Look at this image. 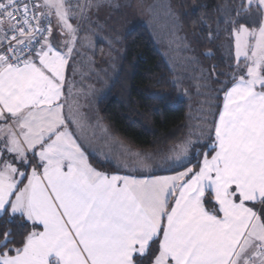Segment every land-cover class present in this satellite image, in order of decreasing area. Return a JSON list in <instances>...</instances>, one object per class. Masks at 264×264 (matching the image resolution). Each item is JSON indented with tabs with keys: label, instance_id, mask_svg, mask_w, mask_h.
Listing matches in <instances>:
<instances>
[{
	"label": "snow or ice",
	"instance_id": "6c2138e0",
	"mask_svg": "<svg viewBox=\"0 0 264 264\" xmlns=\"http://www.w3.org/2000/svg\"><path fill=\"white\" fill-rule=\"evenodd\" d=\"M214 12L207 39L223 24L235 67L199 123L147 151L121 143L95 166L68 79L92 34L69 0H0V264H264V0Z\"/></svg>",
	"mask_w": 264,
	"mask_h": 264
},
{
	"label": "trees",
	"instance_id": "16d2710c",
	"mask_svg": "<svg viewBox=\"0 0 264 264\" xmlns=\"http://www.w3.org/2000/svg\"><path fill=\"white\" fill-rule=\"evenodd\" d=\"M134 1L97 0L95 4L101 5L98 8L101 13L96 14L97 10H94L93 14L89 15L92 18L84 19L80 35L91 32L102 35L103 41L98 43L96 56L98 61L105 47L110 44H115L120 49L114 53L119 63L113 71L102 75L105 78L103 83L98 82L102 90L94 99V108L96 106L94 111L99 114L102 123L119 142L134 150L147 151L153 146L170 145L184 134L190 104L183 93L189 85L173 87L177 75L171 55L151 28L130 19L131 7L123 6L127 2L133 4ZM167 2V6L180 17L182 41L188 44L191 52L203 62L210 76L214 75L215 66V75L219 74L216 75V80L223 81L224 73L230 71L233 61L230 39L223 31V24L220 26L219 39L211 43L207 39V25H210L213 31L216 30L214 9L223 3V0H167ZM231 2L232 0H229V3ZM109 4L113 6L110 7ZM117 4L121 6L115 7ZM154 5L155 12L160 11L162 14L163 9H159L156 3ZM202 18H205L203 28ZM52 19L55 27V17ZM56 40H59L58 33ZM209 51L212 53L211 56H206L205 53ZM71 70L70 68L68 72L70 81ZM150 93L163 94L167 99L158 103L149 99ZM178 95L179 101L173 103ZM219 100H222V93ZM200 147L203 149L202 145ZM90 157L94 165L99 166L96 165L98 160ZM114 168L113 164H103L102 170L111 172Z\"/></svg>",
	"mask_w": 264,
	"mask_h": 264
},
{
	"label": "rangeland",
	"instance_id": "374dc122",
	"mask_svg": "<svg viewBox=\"0 0 264 264\" xmlns=\"http://www.w3.org/2000/svg\"><path fill=\"white\" fill-rule=\"evenodd\" d=\"M96 1L97 0H91L93 5H95ZM69 2L72 4L77 17H79H74L71 22L74 25L79 23L81 27L85 17L79 16V8L77 5L84 4L87 6L89 0H69ZM155 3L159 6V9H163L162 14L160 11L155 12ZM167 4V0H135L132 4L133 7L130 8L129 16L131 20L136 21L135 23L144 24L151 28L160 40L162 46L171 55L177 75L176 80L181 86L189 85V87L186 88L188 95H185L190 104L186 125L191 121L193 126H195L199 123L201 117L202 102H205L207 96H216L215 90L219 88V85L213 82L217 78L216 75L210 76L203 62H200L195 54L191 52L188 44L182 41L183 33L180 31V24L175 22L172 15L168 16L169 6H167ZM94 10H97L95 12L96 14L101 13V10L97 7L94 8L93 6L90 9L86 8V18H92L89 15H92ZM91 34L95 46L81 49L82 55H76L74 57L75 63L73 67H75L76 71L73 72L71 70L70 77L73 83V98L80 106L79 110L87 127L88 122L85 120L84 113L94 110V104H92V102L100 95L99 91L102 90V86L98 85V82L100 81L99 83H103L105 78L102 75L108 73L110 70L113 71L115 66L119 63L114 53L120 50L117 45L110 44L108 47H105L104 53L100 61H98L96 58L98 43L103 41V37L97 32H91ZM230 45L232 48L233 60L231 67H235L234 47L231 41ZM197 85H200L199 92L197 91ZM80 139L89 146L85 136L82 135ZM116 141L118 140L116 139ZM118 143L121 144L119 141Z\"/></svg>",
	"mask_w": 264,
	"mask_h": 264
},
{
	"label": "crops",
	"instance_id": "0c3cea01",
	"mask_svg": "<svg viewBox=\"0 0 264 264\" xmlns=\"http://www.w3.org/2000/svg\"><path fill=\"white\" fill-rule=\"evenodd\" d=\"M92 104H94V102H92ZM94 109H96V106ZM84 116L86 122H88V127L85 125V134L83 136L86 137V140L89 143V155L99 161H103L102 154H108L109 148L118 149L120 143L116 141V138L112 135L110 130L102 123V120L96 111H86ZM105 128L107 129L106 133L103 131ZM120 174L126 173L121 171Z\"/></svg>",
	"mask_w": 264,
	"mask_h": 264
}]
</instances>
